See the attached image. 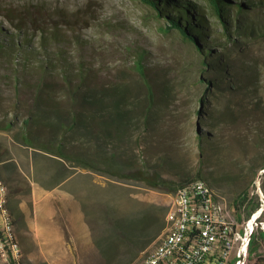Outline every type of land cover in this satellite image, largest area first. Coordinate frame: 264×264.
Masks as SVG:
<instances>
[{
	"label": "rangeland",
	"instance_id": "obj_1",
	"mask_svg": "<svg viewBox=\"0 0 264 264\" xmlns=\"http://www.w3.org/2000/svg\"><path fill=\"white\" fill-rule=\"evenodd\" d=\"M210 16L211 34L222 43L215 47L218 62L226 66L220 79H212L220 72L203 62L211 55H205L202 46L177 29L167 30V19L157 16L142 0H0V25L4 27L21 26L36 37L50 27L70 37L78 35L85 43H58L66 49L67 60L77 66L82 59L106 83L139 78L134 60L144 50L143 63L155 92L162 95V82L171 89L164 101L155 104L160 113L155 131L122 144L148 163H158L169 175L171 171L163 165L168 155L183 159L191 174L199 169L216 175L229 173L213 188L239 222L258 214L247 264H264V11L256 14L254 33H234L232 40L225 36V26ZM248 17L255 16L252 12ZM2 38L6 42V36ZM46 49L54 52L58 47L52 43ZM6 55L0 51V119L23 117L44 80L56 87L50 92L59 101L66 103L70 98L62 78L23 69L17 62L20 57L11 62ZM15 73H20L19 85ZM42 85L41 89L49 90ZM14 132L0 124V178L9 192L11 179L21 183L8 206L27 264H105L95 239L111 207L131 213L154 204L166 218L174 192L79 166H70L69 175L57 183L60 164L35 154ZM200 136L209 140H200ZM208 141L215 145L206 149ZM245 189L247 206L239 208L234 200ZM157 240L132 264H140ZM0 264H4L1 259Z\"/></svg>",
	"mask_w": 264,
	"mask_h": 264
},
{
	"label": "trees",
	"instance_id": "obj_2",
	"mask_svg": "<svg viewBox=\"0 0 264 264\" xmlns=\"http://www.w3.org/2000/svg\"><path fill=\"white\" fill-rule=\"evenodd\" d=\"M144 1L154 8L157 16L167 19V30H179L185 38L202 46L205 55H211L209 60L203 62L220 72L212 79H220L226 72V66L218 62L219 54L215 47L221 40L211 34L210 15L225 26L224 34L232 40L234 33L247 35L248 30L254 33L256 14L264 11V0ZM252 12L255 17L251 20L248 16ZM249 19L251 24L248 23ZM36 35L21 26L12 29L0 25V51L7 52L6 57L11 62L20 57L17 62L21 63L23 69L32 68L46 78H62L63 90L70 98L66 103L59 101L50 92L56 91V87L49 80H44L37 86L39 90L35 101L26 109V114L17 120L0 119V124L15 129L14 136L24 145L33 147L35 154L60 164L55 177L57 183L69 175L70 166L142 181L151 187L174 193L180 186L196 178H203L213 187L220 179L230 176L229 173L216 175L213 171L201 169L191 174L183 159L168 155L163 158V165L171 171L169 175L161 170L158 163H148L138 153L130 151L128 145L122 144L125 139L138 141L145 134L155 131L160 116L155 104L164 101L171 89L168 83L162 82V95L158 96L155 92L152 87L154 81L143 63L144 50H139L134 60L139 78L115 79L106 83L82 59L77 66L67 60L66 49H62L58 43H85L78 35L70 37L55 27L44 29L38 37ZM2 36H6V42L2 41ZM52 43L58 50L49 52L46 46ZM19 76L20 73L14 74L18 85L21 83ZM44 84L48 91L41 89ZM41 90L45 92L44 95ZM214 125L215 121H211L210 126ZM209 135L213 136L211 133ZM208 136H200L199 139L206 142ZM213 145L208 141L206 149ZM201 147H204L203 143ZM60 174L61 177H58ZM20 185L18 179H11L10 198L21 189ZM242 192L234 200L239 208L244 204L247 206L248 191L245 189ZM257 207L258 204L251 211ZM157 208L153 204L141 206L131 213L115 207L105 211L103 231L95 239L105 264L134 263L140 253L160 236L167 223L165 215ZM252 244L254 250L255 241Z\"/></svg>",
	"mask_w": 264,
	"mask_h": 264
},
{
	"label": "built area",
	"instance_id": "obj_3",
	"mask_svg": "<svg viewBox=\"0 0 264 264\" xmlns=\"http://www.w3.org/2000/svg\"><path fill=\"white\" fill-rule=\"evenodd\" d=\"M7 199L0 178V259L19 264L25 257L11 237L14 218L6 211ZM256 218L239 222L215 189L196 178L174 193L166 227L140 264H247Z\"/></svg>",
	"mask_w": 264,
	"mask_h": 264
},
{
	"label": "bare ground",
	"instance_id": "obj_4",
	"mask_svg": "<svg viewBox=\"0 0 264 264\" xmlns=\"http://www.w3.org/2000/svg\"><path fill=\"white\" fill-rule=\"evenodd\" d=\"M3 185H4V189L8 190L7 185L4 181H3ZM6 211H7V213L12 214L11 210L8 206V199L6 200ZM257 216H258V214L255 213L254 217H257ZM11 237H12L13 241L16 244H18V246L20 248H22L21 243H20L19 238H18V235H17V232H16L15 222H14V225L12 226V229H11ZM2 261L4 264H10V259H2ZM19 264H27V263H26V261H19Z\"/></svg>",
	"mask_w": 264,
	"mask_h": 264
},
{
	"label": "water",
	"instance_id": "obj_5",
	"mask_svg": "<svg viewBox=\"0 0 264 264\" xmlns=\"http://www.w3.org/2000/svg\"><path fill=\"white\" fill-rule=\"evenodd\" d=\"M143 2H145L144 0H142ZM146 3V2H145ZM146 4H148V3H146ZM149 5V4H148ZM150 7H151V9L153 10V12L155 13V10H154V8L151 6V5H149ZM179 31V30H178ZM182 34V33H181ZM183 35V34H182ZM184 36V35H183ZM185 37V36H184ZM187 39V38H186ZM190 41V40H189Z\"/></svg>",
	"mask_w": 264,
	"mask_h": 264
}]
</instances>
